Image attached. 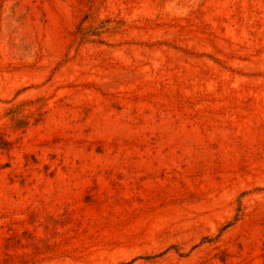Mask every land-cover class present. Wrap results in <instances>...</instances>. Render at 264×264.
<instances>
[{
  "label": "rangeland",
  "instance_id": "obj_1",
  "mask_svg": "<svg viewBox=\"0 0 264 264\" xmlns=\"http://www.w3.org/2000/svg\"><path fill=\"white\" fill-rule=\"evenodd\" d=\"M0 264H264V0H0Z\"/></svg>",
  "mask_w": 264,
  "mask_h": 264
}]
</instances>
